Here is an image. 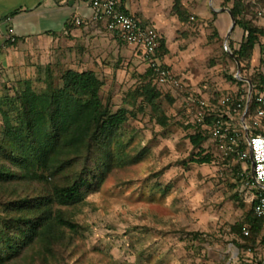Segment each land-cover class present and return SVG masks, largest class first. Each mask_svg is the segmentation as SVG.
<instances>
[{
  "label": "rangeland",
  "instance_id": "374dc122",
  "mask_svg": "<svg viewBox=\"0 0 264 264\" xmlns=\"http://www.w3.org/2000/svg\"><path fill=\"white\" fill-rule=\"evenodd\" d=\"M212 27L196 37L190 57L175 64L180 71L174 72L168 63L182 85V94L162 90L159 103L168 127L156 124L149 109L125 124L113 146L114 169L99 191L80 205L63 209L78 227L73 233L64 232L68 237L60 248L64 261L47 264H227L232 258L237 237L231 227L242 225L250 212V191L236 177L234 165L227 168L216 160L200 166L191 163L188 140L195 100L210 103L213 94L230 92L225 85L232 84L229 78L237 71L225 53H230L232 42H224ZM258 56L253 69L264 72L260 63L264 50ZM31 65L28 62L21 75L0 79V97L19 94L26 84L42 89L48 67L54 77L67 70L60 62ZM115 69L97 75L103 82L101 99L110 101L113 111L126 108L122 101L138 86L146 65L141 60Z\"/></svg>",
  "mask_w": 264,
  "mask_h": 264
},
{
  "label": "trees",
  "instance_id": "16d2710c",
  "mask_svg": "<svg viewBox=\"0 0 264 264\" xmlns=\"http://www.w3.org/2000/svg\"><path fill=\"white\" fill-rule=\"evenodd\" d=\"M223 2L234 19V29L242 32L238 48L230 47L226 55L232 59L239 77L251 86L246 114L249 118L253 115L254 98L264 94V72L254 71L251 64L254 53L264 50V27L257 17V12L264 10V0ZM260 63L264 64L262 58ZM138 78V86L122 101L126 108L115 111L110 101L103 103L101 99L103 82L89 71L66 70L54 77L48 67L42 89L26 84L23 92L0 97V264H31L35 260L37 264H47L59 258L64 261L60 253L68 240L64 232L73 233L78 227L63 209L80 205L99 191L114 169L113 146L122 137L125 124L149 109L156 124L168 127L159 103L162 90L167 88L165 91L177 94H182V90L159 86L157 75L150 70ZM229 79L240 86L232 96L234 101L243 103L241 87L245 83ZM216 102L210 101L212 110H206L203 126L191 124L190 162L195 165L215 162L205 144L212 121L220 112ZM241 149L247 150L246 145ZM223 166L230 167L229 160ZM246 166L250 169L249 160ZM235 168L239 170L240 165ZM243 224L231 227L237 237L238 264H255L244 261L248 248L254 250L264 243L261 221L252 207ZM245 228L248 236L243 235Z\"/></svg>",
  "mask_w": 264,
  "mask_h": 264
},
{
  "label": "crops",
  "instance_id": "0c3cea01",
  "mask_svg": "<svg viewBox=\"0 0 264 264\" xmlns=\"http://www.w3.org/2000/svg\"><path fill=\"white\" fill-rule=\"evenodd\" d=\"M121 3L126 13L158 32L159 59L168 69V63L172 64L174 72L181 70V66L175 64L190 57L189 47L194 46L196 37L204 34L210 24L213 32L224 36V42H232L234 49L242 40L241 30L233 28L229 32L230 11L223 0H121ZM90 15L89 0H0V79L23 74L28 62L32 67L60 62L67 70L96 75L128 67L130 63L141 64L138 49L121 42L106 31L103 24L91 23ZM72 17L80 18L84 24L76 27L71 22ZM8 28L13 29L14 44L6 42ZM192 54L196 59V50ZM258 54L254 53L252 58L253 68ZM237 75L236 71L233 78L245 83L241 91L248 90L249 84ZM236 87L238 84L232 82L225 85L230 92L224 96L213 94L216 104L225 96H233L240 89ZM191 109L195 110L196 105ZM205 147L213 152L208 142ZM249 201L251 203V195ZM235 251L227 264L239 263L238 251Z\"/></svg>",
  "mask_w": 264,
  "mask_h": 264
},
{
  "label": "built area",
  "instance_id": "2783aa9c",
  "mask_svg": "<svg viewBox=\"0 0 264 264\" xmlns=\"http://www.w3.org/2000/svg\"><path fill=\"white\" fill-rule=\"evenodd\" d=\"M235 1V0H231ZM91 15L89 21L93 24H103L106 31L113 33L124 44L139 50L141 60L150 70L157 75L159 86L172 89H182L181 82L161 63L160 36L158 32L143 24L133 15L123 10L121 0H89ZM257 17L264 25V10L257 12ZM71 22L80 27L84 21L72 17ZM6 42L16 43L13 29H7ZM239 76V73L238 75ZM244 102L234 101L228 95L218 101L221 107L219 114L213 119L208 143L213 150V158L218 164L223 165L229 160L230 165H240L236 177L241 184L250 191L253 214L261 221L262 235L264 237V94H259L253 100V115L247 118L251 96V86L248 90L241 91ZM196 109L193 110L191 123L196 126L204 125L206 110H210V103L198 99ZM212 110V109H211ZM248 119L250 123H248ZM257 131L252 134L251 131ZM246 145L247 150L241 146ZM250 162V169L246 161ZM243 235L248 236V229L243 230ZM246 263L264 264V243L245 252Z\"/></svg>",
  "mask_w": 264,
  "mask_h": 264
},
{
  "label": "water",
  "instance_id": "95a60500",
  "mask_svg": "<svg viewBox=\"0 0 264 264\" xmlns=\"http://www.w3.org/2000/svg\"><path fill=\"white\" fill-rule=\"evenodd\" d=\"M229 16H230V20H231V26H230V30H229V32H230L234 28L235 22H234L233 17L230 14H229ZM237 73H238V71H237Z\"/></svg>",
  "mask_w": 264,
  "mask_h": 264
}]
</instances>
